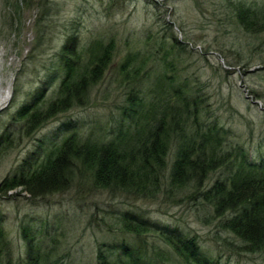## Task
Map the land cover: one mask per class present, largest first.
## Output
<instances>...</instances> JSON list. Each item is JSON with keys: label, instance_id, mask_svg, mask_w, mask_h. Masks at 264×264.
<instances>
[{"label": "rangeland", "instance_id": "rangeland-1", "mask_svg": "<svg viewBox=\"0 0 264 264\" xmlns=\"http://www.w3.org/2000/svg\"><path fill=\"white\" fill-rule=\"evenodd\" d=\"M245 1L264 5V0ZM69 38L81 53L96 40L112 43L111 64L84 106L28 132V119L13 116L38 90H44L36 100L40 110L57 97L62 48ZM130 54L135 58L127 75L121 66ZM86 62L85 55L80 64ZM134 85L144 109L129 116L125 109ZM172 87L199 102V117H191L187 134L216 128L222 138L227 164L208 176L206 189L233 176L242 158L264 164V31H245L223 0H0V92L10 91L0 109V184L33 171L74 135L85 142L131 133L151 103ZM176 151L174 134L156 196L98 188L78 160L53 193L36 198L21 188L0 193V228L10 248L3 264L24 263L23 228L36 236L43 252L52 253L49 264H98L99 247L109 254L122 244L141 254L144 264H187L155 230L128 233L124 221L132 217L178 229L219 264H264V249L250 250L223 229L212 208L193 198V186L171 188Z\"/></svg>", "mask_w": 264, "mask_h": 264}, {"label": "trees", "instance_id": "trees-1", "mask_svg": "<svg viewBox=\"0 0 264 264\" xmlns=\"http://www.w3.org/2000/svg\"><path fill=\"white\" fill-rule=\"evenodd\" d=\"M223 3L230 17L245 31H264V5L245 0H223ZM72 44L74 38H69L62 48L63 74L57 97L45 110H40L36 100L43 97L44 90H38L32 103L24 104L14 114V119H28V132L36 131L73 106H84L91 88L102 80L111 64L114 53L112 43L104 45L96 40L82 53L74 51ZM85 55L87 62L81 65ZM134 58L132 54L126 57L121 66L123 73L128 75L130 69L126 67ZM137 71L135 74L139 73ZM132 79L135 83L140 82L136 77ZM172 88L170 92L162 91L163 97L159 102L151 103L148 112L143 114L145 120L131 133L121 132L111 141L88 139L85 142L78 141L74 135L33 171L29 168L20 176L5 179L0 184V193L19 188L35 198L53 193L70 178L73 174L71 164L78 160L91 173L98 188L130 195L156 196L167 168L171 138L175 134L177 151L169 173L171 188L182 191L193 186L196 189L191 190L193 198L212 208L222 220L223 229L246 243L250 250L264 249V164L257 165L242 158L233 176L206 189L204 182L208 176L227 164V155L222 154V138L216 128L205 132L197 128L194 134H187L191 117L194 116L195 121L199 117V102L181 87ZM172 97L175 100L172 101ZM129 102V108L125 109L129 116H135L144 109V100L135 85ZM124 228L133 235L155 230L187 264H219L202 252L194 239H188L178 229L152 225L135 217L125 219ZM22 235L27 244L23 264H49L52 253L43 252L40 242L27 228H23ZM132 250L129 245L122 244L119 252L111 249L108 254L99 247L98 264H144L141 254ZM9 251V244L0 228V264L9 256Z\"/></svg>", "mask_w": 264, "mask_h": 264}, {"label": "bare ground", "instance_id": "bare-ground-1", "mask_svg": "<svg viewBox=\"0 0 264 264\" xmlns=\"http://www.w3.org/2000/svg\"><path fill=\"white\" fill-rule=\"evenodd\" d=\"M10 99V91L4 90L0 92V109L8 104Z\"/></svg>", "mask_w": 264, "mask_h": 264}]
</instances>
